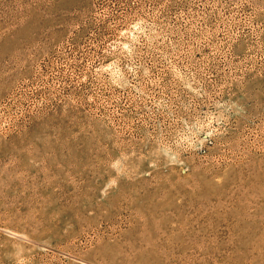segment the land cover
Instances as JSON below:
<instances>
[{
  "label": "rangeland",
  "instance_id": "1",
  "mask_svg": "<svg viewBox=\"0 0 264 264\" xmlns=\"http://www.w3.org/2000/svg\"><path fill=\"white\" fill-rule=\"evenodd\" d=\"M0 264H264V0H0Z\"/></svg>",
  "mask_w": 264,
  "mask_h": 264
}]
</instances>
